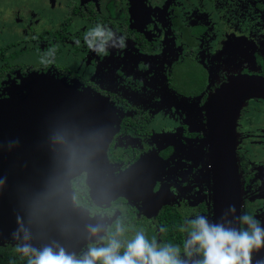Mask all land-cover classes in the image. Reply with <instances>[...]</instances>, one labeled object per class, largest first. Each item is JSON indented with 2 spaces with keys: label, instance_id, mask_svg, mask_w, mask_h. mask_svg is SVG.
Here are the masks:
<instances>
[{
  "label": "flooded vegetation",
  "instance_id": "obj_1",
  "mask_svg": "<svg viewBox=\"0 0 264 264\" xmlns=\"http://www.w3.org/2000/svg\"><path fill=\"white\" fill-rule=\"evenodd\" d=\"M98 23L125 47L90 51L84 34ZM31 74L78 85L114 107L108 158L115 176L133 174L134 182L124 197L99 204L82 174L71 182L77 205L109 227L121 219L125 240L143 230L149 241L180 244L185 218L214 220L210 100L234 78H264V0H0V99ZM236 161L241 213L263 223L264 99L240 111ZM17 243L0 250L27 264Z\"/></svg>",
  "mask_w": 264,
  "mask_h": 264
},
{
  "label": "water",
  "instance_id": "obj_2",
  "mask_svg": "<svg viewBox=\"0 0 264 264\" xmlns=\"http://www.w3.org/2000/svg\"><path fill=\"white\" fill-rule=\"evenodd\" d=\"M20 81L9 97L0 99V247L22 242L13 238L22 223L34 247L59 245L78 253L96 242L88 238L86 226L106 222L77 205L72 180L86 174L90 198L99 204L124 197L134 182L133 174L115 176L108 158L118 125L114 107L88 89L49 76L31 74ZM252 98L264 99V78L243 75L207 107L214 220L229 205L241 213L236 124ZM68 145L80 156L72 175L67 174ZM253 254V264H264L261 251Z\"/></svg>",
  "mask_w": 264,
  "mask_h": 264
},
{
  "label": "clouds",
  "instance_id": "obj_3",
  "mask_svg": "<svg viewBox=\"0 0 264 264\" xmlns=\"http://www.w3.org/2000/svg\"><path fill=\"white\" fill-rule=\"evenodd\" d=\"M75 43L79 45L80 41ZM84 43L97 55H107L110 48L123 49L125 38L98 23L84 34ZM46 56L54 57V50ZM53 62L54 59L41 58L42 64ZM57 142L64 144L65 140L57 137ZM67 154V174L72 175L80 156L72 145H68ZM126 230L121 219L111 227L103 222L88 224L87 236L96 242L80 254L59 245L34 247L22 223L13 238L22 240L15 250L27 258V264H253V253L264 250V223L246 212L238 214L235 205H229L219 220L200 214L185 218L178 228L184 234L180 244L149 241L143 230L125 240ZM160 231L166 229L161 227Z\"/></svg>",
  "mask_w": 264,
  "mask_h": 264
},
{
  "label": "trees",
  "instance_id": "obj_4",
  "mask_svg": "<svg viewBox=\"0 0 264 264\" xmlns=\"http://www.w3.org/2000/svg\"><path fill=\"white\" fill-rule=\"evenodd\" d=\"M13 253L11 248L0 250V264H16L12 258Z\"/></svg>",
  "mask_w": 264,
  "mask_h": 264
},
{
  "label": "rangeland",
  "instance_id": "obj_5",
  "mask_svg": "<svg viewBox=\"0 0 264 264\" xmlns=\"http://www.w3.org/2000/svg\"><path fill=\"white\" fill-rule=\"evenodd\" d=\"M204 193L206 194V193H208V191H204ZM156 200H157V198H155ZM158 201V200H157ZM158 205L157 206H159V202L157 203ZM154 205V204H153Z\"/></svg>",
  "mask_w": 264,
  "mask_h": 264
}]
</instances>
